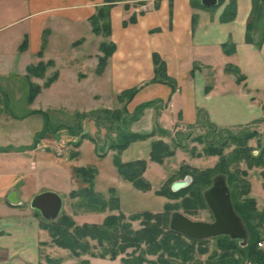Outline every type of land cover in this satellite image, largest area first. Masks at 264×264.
<instances>
[{
  "label": "crops",
  "instance_id": "1",
  "mask_svg": "<svg viewBox=\"0 0 264 264\" xmlns=\"http://www.w3.org/2000/svg\"><path fill=\"white\" fill-rule=\"evenodd\" d=\"M201 1L113 0L111 35L103 37L93 32L90 19L107 0H0V50H4L0 61L19 60L18 77L26 80L29 67L48 61L54 62L56 80L65 71L79 80L92 78L96 83L94 98L101 101L98 110L113 109L114 100L117 103L124 91L136 88L127 104L130 114L143 104H156L145 108L130 124L129 130L135 134H151L157 126L179 131L196 126L204 117L222 128L255 124L264 138V44L256 47L246 40L252 0H237V15L230 22L221 20L230 0H218L211 8ZM25 41L27 47L22 50ZM103 41L113 43L116 49L98 74ZM231 45L234 53L228 54ZM154 54L165 61L177 90L154 81ZM1 96H6L4 91ZM28 102L33 104L29 96ZM16 121L17 117L0 114V264H45L42 254L49 233L41 227V215L26 206L17 180L12 179L23 176V159L37 151L29 143L32 124ZM157 140L161 139L154 136L132 142L120 156L123 163L145 160L144 178L152 187L143 192L114 172L109 190H116L125 213L165 208L167 198L156 191L168 180V171L164 164L150 160L152 143ZM108 154L114 159L116 152L107 149L99 157ZM34 164L31 160L32 167ZM152 168L163 173L158 189L149 177Z\"/></svg>",
  "mask_w": 264,
  "mask_h": 264
},
{
  "label": "rangeland",
  "instance_id": "2",
  "mask_svg": "<svg viewBox=\"0 0 264 264\" xmlns=\"http://www.w3.org/2000/svg\"><path fill=\"white\" fill-rule=\"evenodd\" d=\"M97 24L102 27L104 21H98ZM100 35L106 37L103 34ZM102 45L108 48L110 43L103 41L100 44V56H105L101 49ZM2 51L0 50V52ZM51 51L56 50L51 49ZM60 51L65 50L61 49ZM54 66L48 68L49 76L38 81L36 80L39 77L33 76L30 79L31 82L43 86L46 80L56 72ZM20 67L22 66L19 60L12 61L10 58L8 61H0V73L3 74L0 76V94L1 91H4L6 95L0 97V102L3 104V107H0V114L17 117L18 121L22 123H31L29 143L32 145V149L37 150L23 159V176L18 178L16 175V178H12L17 180L16 186L20 196H22L26 206L31 208L32 198L37 194L45 191L57 192L63 200L60 216L74 220L75 216L83 214L76 219L78 224H102L105 220L103 213L107 217L119 212L108 209L103 213L88 211L81 206L82 203L79 198H72L67 191L84 187L83 181L77 176L76 168H93L95 170L94 190L102 193L106 199L109 198L111 193L109 188L113 185V174L117 170L111 154L104 157H99V155L107 151L111 145L123 142V137L129 131L128 115L131 114L128 112L127 115H124L122 109L127 107L128 103H121L117 98V103L115 100L113 101V109L98 110L101 101L94 98L96 90L94 80L92 78L79 80L71 72L65 71L60 80H56L52 87L50 85L43 88L36 97V101L34 100L33 104H30L28 102L30 81L18 77L21 73ZM50 87L51 89H48ZM108 101L111 99L108 98ZM92 119L99 120L100 124L97 125ZM74 133H78V135L75 136ZM42 137L45 138L40 142L39 138ZM156 137L167 143L170 149L174 151V155L165 158L163 162V167L169 175L167 183L165 182L168 188L170 187L173 192L178 193L179 189H173L175 182L189 179L188 185H190L196 178H199L198 176L201 179L206 178L202 176H208L206 185L201 186L204 197L205 190L213 185L214 180L219 176H224L231 192L234 209L241 217L249 232L250 239L252 233H255L256 238L264 242V156L262 154L264 152V138L260 136L255 124L222 128L212 125L203 117L196 126L173 132H157ZM247 138L250 139L247 140ZM40 143L42 148H39ZM238 143L247 149L249 155L247 160L245 158L232 160L235 150L240 148L237 147ZM214 151L219 154L209 153ZM31 160L35 162L34 167L31 165ZM16 161L14 160V163L20 162ZM260 163L262 164L260 165ZM208 172L211 173L208 174ZM150 176L153 188L158 189L160 179L163 176L162 171L152 168ZM183 189L182 187L181 190ZM168 192L170 195L175 194ZM187 196H177V198L172 197L170 199L166 197L167 203L171 205V209L166 212L169 220L172 212L179 211L195 221H214L213 213L206 202L200 207L187 210L184 205ZM246 199L256 203V207L247 209L249 212L246 215V218H249L248 225L236 207L237 204L239 205ZM134 201L138 204L144 203L138 200ZM145 211L121 212L125 215V220L130 223L129 218L133 214ZM164 212L165 208L152 213ZM243 215L245 217L244 213ZM131 226L133 230H140L142 221H131ZM224 237L226 236H219L204 240L201 244H194L195 260L188 264H205L217 259L222 254L231 255L240 264H258L256 260L250 257V247L248 246L238 247L239 250L236 251L221 250L220 244ZM186 239L187 243H191L190 239ZM228 241L223 239V245H228ZM232 241L239 246V240ZM91 244L97 246L94 241ZM46 245L47 247L43 248L42 254L45 264H50L54 260H61V264H80L82 259L87 258L90 260V264H123L121 258L125 257L122 255L111 260L107 257H90L87 255L77 259L69 251L57 247L50 233ZM258 250L264 252V244L262 247H258ZM128 251L131 252L132 250L129 249ZM94 252L99 254V247H96ZM149 259L156 260V257H149Z\"/></svg>",
  "mask_w": 264,
  "mask_h": 264
},
{
  "label": "trees",
  "instance_id": "3",
  "mask_svg": "<svg viewBox=\"0 0 264 264\" xmlns=\"http://www.w3.org/2000/svg\"><path fill=\"white\" fill-rule=\"evenodd\" d=\"M107 4L99 8L97 14L93 15L90 19L93 26V32L97 35L103 34L106 37L111 35V18L110 11L113 4V0H107ZM237 15V0H230L227 8L225 9L221 20L223 22H230L236 18ZM104 21V25L100 27L97 22ZM134 21V20H132ZM246 40L248 43L261 47L264 44V0H252V11L247 21V33ZM46 40L44 41V44ZM27 47V42L22 44L21 49L24 50ZM101 49L104 51L105 56L99 57V64L96 72L101 74L108 64V59L113 55L116 46L110 43L108 48L102 45ZM228 54L234 53V45L226 51ZM42 53H40L41 55ZM153 62L155 66V82H161L169 84L173 87V90H177V83L167 74V67L165 61L158 55H153ZM53 61L40 62L37 66L28 68V80L30 81L29 101L33 102L43 88L49 87L58 77V73L55 72L49 77L43 86L34 84L31 82V77L44 78L50 66H53ZM238 73V72H235ZM240 79V78H239ZM137 89H130L124 91L118 100L121 103L127 104L133 99L137 93ZM156 102H149L139 106L135 112L129 116V127L130 124L142 115L145 108L155 105ZM124 115L128 114L127 107H123ZM108 111V110H106ZM121 115V113H120ZM123 115V114H122ZM97 124L100 121L94 119ZM213 125V124H212ZM129 129V128H128ZM157 132L167 131L157 126L151 134L140 135L132 133L130 130L123 137V142L111 145L108 150L116 152L114 157V164L117 168L119 175L126 181L133 184V186L143 192L151 191V184L144 178V173L147 169V162L145 160L136 161L133 163H123L121 161L122 152L132 143L139 140H145L156 136ZM250 137V136H249ZM250 138H247L249 140ZM237 147H240L237 151L235 150L232 160L242 159L249 156L247 149L238 143ZM105 153V152H104ZM210 154H219L218 152H209ZM264 156V152L262 153ZM174 151L170 149L167 143L157 140L152 143V149L150 153V160L159 164H163L164 159L172 157ZM241 157V158H240ZM262 163H260L261 165ZM77 176L86 185L78 191L71 192L72 198H79L81 203L88 211L103 212L107 209L110 211H118V214H112L105 218L102 224H83L78 225L71 218L66 216H59L54 221H48L41 216V227L47 230L54 244L67 250L74 258H81L84 256L90 257H102L109 258L111 260L117 259L119 256L125 255L121 258L123 264H188L194 261V244H201L204 242L191 240V243H187L186 237L172 231L169 228V219L166 216L167 210L171 209L170 204L165 205L164 213H152L149 211L133 214L129 218V222L125 219V215L121 212L119 198L117 192L114 189L110 190V196L106 199L102 194L94 190V178L95 170L93 168H76ZM211 172H208L210 174ZM196 178L193 183L183 187L184 189L173 192L168 185H165L161 190L157 191V195L172 198L177 196H185V208L190 210L195 207H200L204 204V197L202 195V187L206 185V179ZM202 186V187H201ZM175 193L170 195L168 192ZM169 193V195H168ZM256 203L247 199L237 204V210L241 213V216L245 218V223L248 225V219L246 215L249 213L247 209L249 207H256ZM250 209V208H249ZM245 214V217L243 215ZM39 214V213H38ZM40 215V214H39ZM250 216V215H249ZM264 218V217H263ZM142 221V228L140 230H133L131 221ZM221 237V236H220ZM223 239H227L228 245H223ZM222 239L220 249L224 251H236L238 247H242L235 244L229 236ZM96 242L100 249V253L94 252L95 246H92L91 242ZM263 240L257 239L256 234L252 233L251 239L248 243L249 255L252 259L256 260L258 264H264V252L259 251V243ZM132 251L129 252L128 250ZM241 254V253H240ZM149 257H156V260H151ZM50 264H61V260L51 261ZM80 264H90V260L82 259ZM205 264H240L239 261L235 260L231 255H219L217 259L206 262Z\"/></svg>",
  "mask_w": 264,
  "mask_h": 264
},
{
  "label": "water",
  "instance_id": "4",
  "mask_svg": "<svg viewBox=\"0 0 264 264\" xmlns=\"http://www.w3.org/2000/svg\"><path fill=\"white\" fill-rule=\"evenodd\" d=\"M202 5L208 8L218 4V0H202ZM189 180L177 181L173 189L186 186ZM204 199L214 216L213 222L195 221L185 214L174 211L169 220V228L191 240H207L219 236H229L239 240L242 247H246L250 240L241 217L234 209L230 189L224 176H219L204 192ZM31 208L48 221L56 220L63 209L61 196L54 191H45L32 198Z\"/></svg>",
  "mask_w": 264,
  "mask_h": 264
},
{
  "label": "built area",
  "instance_id": "5",
  "mask_svg": "<svg viewBox=\"0 0 264 264\" xmlns=\"http://www.w3.org/2000/svg\"><path fill=\"white\" fill-rule=\"evenodd\" d=\"M263 244H264V242H260L258 245H259V247H262Z\"/></svg>",
  "mask_w": 264,
  "mask_h": 264
}]
</instances>
